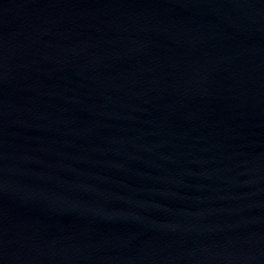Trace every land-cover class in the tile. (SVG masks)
Masks as SVG:
<instances>
[{
  "label": "water",
  "instance_id": "obj_1",
  "mask_svg": "<svg viewBox=\"0 0 264 264\" xmlns=\"http://www.w3.org/2000/svg\"><path fill=\"white\" fill-rule=\"evenodd\" d=\"M0 264H264V0H0Z\"/></svg>",
  "mask_w": 264,
  "mask_h": 264
}]
</instances>
